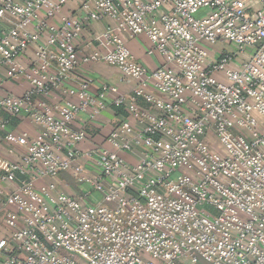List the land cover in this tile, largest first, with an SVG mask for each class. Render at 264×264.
<instances>
[{
	"label": "built area",
	"instance_id": "1",
	"mask_svg": "<svg viewBox=\"0 0 264 264\" xmlns=\"http://www.w3.org/2000/svg\"><path fill=\"white\" fill-rule=\"evenodd\" d=\"M5 17L0 70L28 87L0 93L25 147L0 172V264H264V0H0ZM141 35L154 68L128 47ZM112 108L105 145L83 147ZM22 114L35 138L8 131Z\"/></svg>",
	"mask_w": 264,
	"mask_h": 264
},
{
	"label": "crops",
	"instance_id": "2",
	"mask_svg": "<svg viewBox=\"0 0 264 264\" xmlns=\"http://www.w3.org/2000/svg\"><path fill=\"white\" fill-rule=\"evenodd\" d=\"M252 9H257L260 7V4L257 1H249ZM68 10H65L64 13L68 14ZM15 19L12 17H5L0 20V32L7 30L9 27L14 25ZM105 22H96L89 26L87 30L82 34V41L84 39H89L92 34L99 33L102 31ZM79 41V42H82ZM128 47L132 53V55L141 63L147 65L149 68L156 67L162 59L156 54L154 56H149L146 53V50L151 47L148 39L141 35L135 39H131L128 41ZM32 48H29L21 57L20 60L26 66H29L32 61ZM84 68L91 73L99 77L102 80L110 81L117 84L118 88L121 90L129 89L130 85L125 84L120 79V72L112 66H109L104 63H89L84 66ZM0 77L3 79L2 87L0 89V93H11L17 96L22 95L27 87L28 83L24 77H21L16 80H10L5 77L4 69L0 70ZM95 89L94 87H92ZM56 98L53 99V102L60 101L62 98L59 94L54 96ZM112 109H107L102 114H100L94 121H92L89 125L88 123L83 125L84 118L79 121L76 120L73 123L74 127H85L87 132L89 133V139L85 140L81 145L85 148L90 147L91 145H105L104 139L106 135L111 131V129L117 124L119 112ZM7 117L6 113L0 110V121ZM8 131L12 132L17 137H21L23 134H26L28 138H35L39 135L40 131L36 125L31 124L27 117L23 114L11 117L9 120V125L7 127ZM5 130L0 129V172L4 171L9 163L18 161L21 156L25 153V147L22 144H15L12 142H8L4 139ZM129 158V157H126ZM62 180L69 179L68 174H64ZM9 209H5L0 204V239L7 237L8 230L4 225V218L8 215Z\"/></svg>",
	"mask_w": 264,
	"mask_h": 264
}]
</instances>
